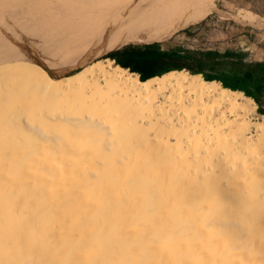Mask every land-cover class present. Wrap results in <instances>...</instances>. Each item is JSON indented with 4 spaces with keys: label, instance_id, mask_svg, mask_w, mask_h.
<instances>
[{
    "label": "bare ground",
    "instance_id": "1",
    "mask_svg": "<svg viewBox=\"0 0 264 264\" xmlns=\"http://www.w3.org/2000/svg\"><path fill=\"white\" fill-rule=\"evenodd\" d=\"M1 1L13 2L10 17L0 10L7 23L56 68L22 63L0 35L1 74L17 75L8 92L0 74V92L20 105L0 127V264H264L255 101L202 74L142 80L112 59L94 61L198 22L218 0ZM234 17L264 26L252 12ZM30 85L45 100L75 94L82 109L48 113ZM122 103L141 114L126 121L113 107Z\"/></svg>",
    "mask_w": 264,
    "mask_h": 264
},
{
    "label": "rangeland",
    "instance_id": "2",
    "mask_svg": "<svg viewBox=\"0 0 264 264\" xmlns=\"http://www.w3.org/2000/svg\"><path fill=\"white\" fill-rule=\"evenodd\" d=\"M0 2H2V1L0 0ZM4 2L6 4L0 3V10L4 11V12H7V10H8V14H9L8 17H10V13L13 12V8H12L13 2H11V1H10V3H8L9 1H7V2L4 1ZM3 5H5V6L3 7ZM226 5H227V3L225 2V0H218L216 3L217 9L214 10L212 13H210L204 19H202L198 22H195L193 24H189L186 26H181V27L171 29L167 33H165L164 35L157 37V38H164L165 39L162 42H157V43H160V48L164 51L173 52L172 54L174 55V58L171 59L170 61L166 62L164 66H167V67L185 66L183 69L175 68L171 71L183 70V71H186L190 74H191V71L186 67H190L191 70L194 69L197 71H203L206 74L221 73L225 68H227L226 62H228L229 58H226L225 56L214 55L213 56L214 59L210 60L201 54V53H205V52H217L220 55H223L229 51L237 53V57L234 56L233 59L231 60V62L233 63V66L236 69L239 68L241 59H243V61L246 63H254V62L264 61V26H262V27H255V26H250V25L245 26V24L243 22L237 21L234 16H231L230 14H228L224 11L226 9L225 8ZM220 9H221V11H220ZM248 12H251V11L240 10L239 14H246ZM239 14H237V15H239ZM230 17L232 19L228 20L227 18H230ZM0 35L7 38L8 41L13 42V45L15 48L21 49L22 53L25 56L23 58L24 61L23 62L21 61L22 63L28 62V63H25L26 65H28L30 62L31 65H28L30 67L37 64L36 66L39 65V67H42L41 69L44 70L45 73L48 74V72H49V74H55L53 69L56 68V65L54 64L52 67L51 64L48 63L46 60L42 59L41 57L39 58L38 56H36L38 54L32 53L33 47L30 44L25 43L24 39L28 38L29 34L22 33L20 31L16 30L15 28H12L9 25V23H7L6 16H4L1 12H0ZM154 43H156V42H154ZM15 44H16V46H15ZM135 45H144V44H135ZM113 51H115V50H113ZM186 51L192 52L193 55L188 59L180 58L181 57L180 54H185ZM110 52H112V51H109V52L102 54L100 57H97L94 61H96L98 59H101V60L107 59L108 58L107 55ZM91 62H93V61H91ZM87 64L88 63L81 65V66L77 65L68 71H65L61 74H56L53 76L56 77L55 80H60L62 78L65 79L67 76H70V75L78 72L80 69H82ZM113 65H118L115 60H113ZM126 69H128L129 72L137 73L140 76V74L138 72H134L129 68H126ZM1 73H2V71L0 70V74ZM6 74H7V76H6ZM9 74H10V72L1 74V75L6 77V78L2 77L4 79H2L0 77V80L2 79L1 81H3L2 83H5L7 85L6 88L8 87L6 90H8V89L12 90V88L14 87V84L17 83V80L14 77L16 75V73L14 75L13 74L9 75ZM10 76H11V78H10ZM140 78H141V76H140ZM9 79H11V80H9ZM13 79H15V80H13ZM8 80H9V82H8ZM25 82L27 83V81H25ZM76 82H78V81H76ZM0 84H1V82H0ZM0 87H1L0 90L3 89L1 92L5 93V95L7 96V93L9 92V90L6 93L4 84H1ZM32 88L33 87L30 85L29 89L31 91L26 90L28 92L29 96H31V97L35 96V97H37V99L39 101H40V98H42V100L46 99L45 97H40L41 93L39 91H38L39 92L38 93L34 88L33 89ZM110 91L111 90H109V92ZM112 91H113V88H112ZM237 91H240V90H237ZM1 92H0V97H1L0 98V105L2 104V106H4V104L5 105L7 104L8 106L7 105H6V107L0 106L2 108V109L0 108V111L3 110L5 112V114H3V115H2V113H4V112L3 111L0 112V117H1L0 119H2V121H0V127L4 126L5 128H7V126H10V122H9L10 116H8V114L11 115L15 109L17 110L19 108L17 106H20V105L17 104L18 102L12 104L15 101H11L12 103L11 102L8 103L9 101L7 100V97H6L7 101H5V95L3 93L1 94ZM30 92H32V93H30ZM34 92H36V93H34ZM74 95L75 94H71V96L69 95L68 97H66L67 99L65 101H64L65 98H63V101H61V99L58 98V95L50 96L52 98V100H51V98L45 100L46 105H49V106L45 105V107H47L48 113L50 111H51L50 113H53L54 111L58 112L59 109H61V106H64V105L66 108L72 107L76 110L82 109V107L79 105L80 98H78V100H75L72 98V97H75ZM176 96H178V95H176ZM55 97H57V99H55ZM2 99H4V101H3L4 104L2 103ZM26 100L29 102L28 98ZM51 101H53V102H51ZM56 101H57V103H56ZM13 105L15 107L14 109L12 108ZM121 105H123V107ZM125 106L126 105L123 103L113 105V107H115L116 111H119V112L125 111V112H123L124 114L123 113L122 114L125 115L126 121L128 120V117L130 115L132 116V120H133L134 118L139 116V113L141 114V112L139 110H136V109L133 110L132 108L130 109V107L128 108V106H126L127 107L126 108ZM9 107H10V109H9ZM119 109H121V110L124 109V110L121 111ZM216 109L218 110V106L217 105L215 106V104L208 106V110H210V111L212 110L211 112H216L217 111ZM8 110H12V112L8 111ZM127 112L129 113V115ZM134 113H136V114L134 115ZM262 116H264V114H261L258 112V105H257L256 115L254 117V120H259L260 117H262ZM129 119H130V117H129ZM35 122H36V124H40V122L38 121L37 118L35 119ZM131 125H128V126L131 127ZM47 128L50 130H54L55 127L53 128V126H47Z\"/></svg>",
    "mask_w": 264,
    "mask_h": 264
},
{
    "label": "trees",
    "instance_id": "3",
    "mask_svg": "<svg viewBox=\"0 0 264 264\" xmlns=\"http://www.w3.org/2000/svg\"><path fill=\"white\" fill-rule=\"evenodd\" d=\"M164 40V38H154L150 41L127 44L108 53L107 57L115 60L118 65L124 68H129L134 72H138L142 80L162 75L175 68L183 69L185 66H164L166 62L174 58L173 52L162 50L160 48V43H157ZM201 54L210 60L214 59V55L229 58L228 62H226L227 68L221 73L206 74L203 71L191 70L190 67H186L191 71V74H203L204 79L208 81L216 80L225 88L242 91L246 96L251 97L256 102L258 105V112L264 114V61L246 63L241 59L240 66L236 69L231 60L234 56L237 57V53L229 51L223 55L217 52H205ZM180 55V58L188 59L193 53L186 51L185 54ZM157 69L160 70L156 74L153 71Z\"/></svg>",
    "mask_w": 264,
    "mask_h": 264
},
{
    "label": "crops",
    "instance_id": "4",
    "mask_svg": "<svg viewBox=\"0 0 264 264\" xmlns=\"http://www.w3.org/2000/svg\"><path fill=\"white\" fill-rule=\"evenodd\" d=\"M225 2L227 5L224 11L231 16H235L239 14L240 10H244L251 11L256 16L262 17V19H264V0H225ZM227 19L231 20L232 18L230 17ZM245 26L249 25L245 24Z\"/></svg>",
    "mask_w": 264,
    "mask_h": 264
},
{
    "label": "flooded vegetation",
    "instance_id": "5",
    "mask_svg": "<svg viewBox=\"0 0 264 264\" xmlns=\"http://www.w3.org/2000/svg\"><path fill=\"white\" fill-rule=\"evenodd\" d=\"M160 69L154 70L153 72L157 74V72H159Z\"/></svg>",
    "mask_w": 264,
    "mask_h": 264
}]
</instances>
